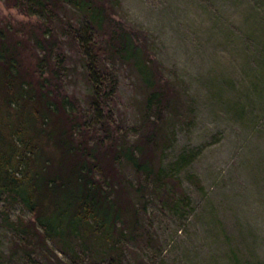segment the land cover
Masks as SVG:
<instances>
[{
	"label": "trees",
	"instance_id": "1",
	"mask_svg": "<svg viewBox=\"0 0 264 264\" xmlns=\"http://www.w3.org/2000/svg\"><path fill=\"white\" fill-rule=\"evenodd\" d=\"M2 1L37 18L0 19V195L28 209L13 218L0 206L12 229L0 264H143L124 241L156 240L147 197L172 207L186 197L177 165L195 150L162 161L184 97L162 75L146 33L115 16L117 0ZM69 6L79 24L68 21ZM66 38L87 81L85 107L64 87ZM125 65L142 87L127 128L111 102Z\"/></svg>",
	"mask_w": 264,
	"mask_h": 264
},
{
	"label": "rangeland",
	"instance_id": "2",
	"mask_svg": "<svg viewBox=\"0 0 264 264\" xmlns=\"http://www.w3.org/2000/svg\"><path fill=\"white\" fill-rule=\"evenodd\" d=\"M115 6L118 19L149 37L162 75L187 104L171 124L162 161L195 150L177 165L186 197L172 207L148 196L145 222L156 240L143 246L126 240V254L143 264H264V0H117ZM69 7L68 21L79 24L81 14ZM36 18L0 0V19ZM68 45L66 38L64 87L85 107L87 81ZM116 72L113 114L127 128L142 87L127 65ZM0 206L13 218L28 215L19 200L0 195ZM11 234L0 216V249Z\"/></svg>",
	"mask_w": 264,
	"mask_h": 264
}]
</instances>
